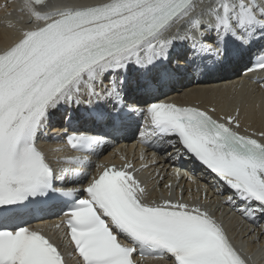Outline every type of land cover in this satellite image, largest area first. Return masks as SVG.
<instances>
[{
	"label": "snow or ice",
	"instance_id": "6c2138e0",
	"mask_svg": "<svg viewBox=\"0 0 264 264\" xmlns=\"http://www.w3.org/2000/svg\"><path fill=\"white\" fill-rule=\"evenodd\" d=\"M46 4L23 0L20 11L36 23L0 50V264H67L56 242L16 223L29 205L50 200L64 208L78 264H138L136 254L171 264H247L202 204L149 200L127 161L96 165L91 178L87 155L54 168L37 139L60 111L69 125L86 119L115 128L143 117L142 130L197 161L219 192L230 190L224 203L245 219L264 217V130L242 133L239 109L217 117L214 106L129 102L130 90L148 95L171 75L173 51L191 65L256 45L252 55L261 59L252 69L264 71V0H102L41 11ZM64 135L76 152L99 155L107 144L88 131Z\"/></svg>",
	"mask_w": 264,
	"mask_h": 264
},
{
	"label": "bare ground",
	"instance_id": "6f19581e",
	"mask_svg": "<svg viewBox=\"0 0 264 264\" xmlns=\"http://www.w3.org/2000/svg\"><path fill=\"white\" fill-rule=\"evenodd\" d=\"M0 0V3L4 5L0 8V50L11 44L16 40L19 35H15L10 29L13 25L28 19L29 16L26 12L20 11L22 7L21 0ZM73 3L87 2V0H73ZM51 5L56 6L57 3ZM29 23H26V26ZM231 51V48L228 52ZM245 51V50H244ZM224 55L218 61H210L206 59V65L194 64V68H190L189 65L183 62L189 68V72L193 74L191 78L187 80V83L195 80L197 77L200 78L205 75L210 68L212 69V75L210 78H217L219 81L211 82L208 77L199 80L197 83H191L185 91L182 92L181 100L197 103L202 107L214 106L217 109V114H236V110L239 109V119L241 121V128L254 129L255 131L264 130V83L256 88L249 89L247 87L237 89L232 83L237 76H240L242 71V64L244 62L243 50L235 49L230 54ZM255 71L253 74H257ZM236 74L235 76H233ZM235 77L233 80L228 78ZM136 95V92H132ZM56 114H60L57 112ZM56 128V126H55ZM57 129V128H56ZM55 129V130H56ZM54 130V131H55ZM127 140V142H130ZM42 146L48 151L49 157L52 159L54 164L60 167H71L73 164H60L58 163L61 158L74 157L73 155L65 151L64 146L61 143H57L51 146V143H42ZM127 152L132 155L131 160L136 159L140 154L138 148L132 149L128 147ZM92 156V154H91ZM109 155L103 156L99 159L103 162H108ZM144 164L148 168V175L152 176L155 172L157 175L153 176L154 186H163L165 182L173 183L174 180L171 178L174 164L171 162L170 149L164 144L162 145V151L156 153L153 158L148 157L145 159ZM186 171H195L186 169ZM160 177L161 181L156 183ZM147 185L151 182L146 178ZM186 192H191L192 195L198 197H205L208 200V204L212 210L213 215L216 217L222 216V219H227V215L233 217L236 212H230L232 205L224 203L227 196L230 194L227 190L221 193L218 191L220 186L211 183V180L202 177V174L194 172L187 178V182L184 183ZM228 210V211H227ZM227 213V215H225ZM227 221V220H225ZM241 221H233L230 223L240 224ZM242 222L241 224H243ZM263 223L260 226H255L253 231L249 230L248 226L243 227L241 230L235 232V228L232 232L235 233L236 238L232 237L233 245L248 259L250 264H264V245L263 241ZM255 239L259 242L257 248L255 243H251V239ZM257 259H260L256 262ZM148 264H169L167 260H154L148 261ZM73 264H77L73 262Z\"/></svg>",
	"mask_w": 264,
	"mask_h": 264
}]
</instances>
